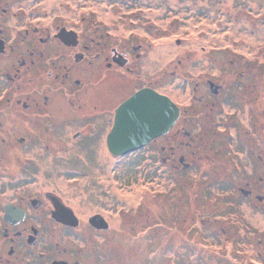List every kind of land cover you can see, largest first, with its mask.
I'll list each match as a JSON object with an SVG mask.
<instances>
[{"label":"flooded vegetation","instance_id":"1","mask_svg":"<svg viewBox=\"0 0 264 264\" xmlns=\"http://www.w3.org/2000/svg\"><path fill=\"white\" fill-rule=\"evenodd\" d=\"M161 1L167 4L169 0H0V264H134L139 259L133 260L137 253L130 254L133 250H129V244L135 246L139 240L151 239L156 247L158 232L165 224H169L172 237L174 220L191 223L186 228L189 240L185 253L193 256L197 252L194 261L198 262L202 249L207 247L204 235L215 237L226 231H203L209 219L202 218L205 211L201 206L194 210L197 216L183 218L179 214L181 202L175 199L167 206L176 213L174 220L168 223L162 218L158 222L159 217L156 221L149 212L152 209L145 212L144 194L147 184H155L153 204L160 205L163 174L176 184V180L184 179L189 191L199 187L210 169L209 163L216 165L224 146L236 155L233 160L244 171L249 168L255 176L245 187L227 185L240 194L235 200L250 202L255 209L264 205V149L251 145L249 136L242 135L235 152L237 145L231 144V136L226 142L227 121H214L240 98L238 94H224L223 83L209 79L201 97L196 98L202 90L199 85L193 94L191 89L184 93L182 103L171 98L180 110L176 123L140 150L120 157L109 152L106 139L116 110L143 89L159 94V75L145 83L143 63L150 44L143 43L141 32L158 35L160 22L166 17L160 12ZM259 67H252L250 73L258 75ZM257 90L255 85L250 95ZM246 101L251 112L252 101ZM211 121L218 128L224 127L218 129L223 142L215 145L217 136L206 141ZM228 124L234 126V121ZM72 127L82 129L67 136L66 129ZM95 127L109 128L100 140L111 158L146 150L156 153L151 160L153 168L143 167L147 172L137 176L142 192L131 203L133 207L123 196L130 187L123 168L109 169V178L91 179V190L104 187L110 179L115 191L123 196L119 202L92 212L74 207L59 192V183L54 182V177L65 171L56 164V155L49 165L50 149L78 152L85 143L92 150L98 139L89 137L87 129ZM245 153L244 163L236 161ZM78 170L72 172L79 174ZM148 172L153 175L150 179L146 177ZM182 186L181 182L179 188ZM150 222L154 224L148 225ZM196 234H200L203 244L199 250L191 241ZM149 253L155 257L158 251L153 248Z\"/></svg>","mask_w":264,"mask_h":264},{"label":"rangeland","instance_id":"2","mask_svg":"<svg viewBox=\"0 0 264 264\" xmlns=\"http://www.w3.org/2000/svg\"><path fill=\"white\" fill-rule=\"evenodd\" d=\"M160 12L166 17H163L165 21L160 22L158 35L154 32H141L144 37L143 43L150 44V47L146 46L149 52L143 63L145 83H150L153 77L159 75V94L168 95L172 102L174 100L177 103L184 101V93L191 89L193 94V89L199 85L202 90H198L196 98L201 97L204 93L203 88L208 87L209 79L223 83L224 94L240 95L239 99L236 98V102H232L224 109L221 116L214 118V121L221 119L227 121L224 125L228 130V134L225 132L226 142H228L227 136H231V144L234 147L237 145L236 152L239 150V137L248 135L251 145L264 149V0H169L167 4L161 1ZM157 37L160 38L159 41H155ZM255 65L260 66L256 76L250 73ZM255 85L259 91L250 95V90L254 89ZM247 98L251 99L250 105L254 106L251 112L246 106L249 103L246 101ZM231 119L234 121V126L228 124ZM250 121L253 122L252 127ZM208 124L211 130L206 141L217 136L219 138L214 145L223 142L222 136H218L222 126L218 128L217 123L212 121ZM198 128L199 126L196 129L200 132ZM81 129L68 128L66 135L72 136ZM87 131L89 137L98 139L92 150L89 149L90 145L85 143L82 145L83 149L78 152L77 149H50L49 165L56 155L58 158L56 164L65 171L64 175L54 177V182L59 183V192L74 207L85 212L105 209L110 203L119 202L121 200L119 198L123 196L129 200L130 207H133L131 203L137 200L138 194L142 192L141 182L137 183L139 174L147 172L143 167L153 168L151 160L156 153L153 150H146L120 159L111 158L102 144L103 140H100L105 137L109 128L95 127ZM85 132L86 130L83 131V135ZM222 154L217 156L216 165L209 163L210 169L207 170V175L199 187L189 191L185 188L182 179L183 186L179 188L180 179L176 180V184L168 181L163 174V186H161L163 196L160 205L156 207L153 204L154 188L156 189L153 183L147 184L144 199L147 205L145 212L148 208L152 209L149 212L156 221L159 217L158 222L162 218L168 223L172 218L174 220L173 215L176 213L167 208L168 202L172 199L181 202L179 214L187 219L191 217L190 215L197 216L194 210L201 206L200 209L205 211L201 214L202 218L209 219L207 225L203 226V231L211 233L216 230L217 233H221L224 229L226 234L215 237L204 235L206 238L204 245H207V249L204 247L198 256L201 262H195L197 252L193 256L185 253V243L189 240L186 236V228L191 223L188 221L187 224H182L174 220L177 227L175 226V230L171 231L174 232L171 234L172 237L169 235V224H165L158 232L156 239L159 244L156 247L151 239L142 242L139 240L135 246L129 244V250H133L130 254L137 253L133 260L139 259L134 264H140L139 262L154 264L155 261H159L160 264H264V205L255 209L250 206V202L236 201L240 194L227 186L245 187V184L252 180L250 178L255 176H252L249 168L244 171L233 160L236 155L234 156L228 147H222ZM246 158L245 153L236 157V161L244 163L243 160ZM76 168L79 169V174L72 172V169ZM95 168H101L102 171L96 172ZM114 168H123L122 171L126 172L123 174L127 175L129 181V190L123 193V196L118 194L120 191H115L110 179L104 187L91 190L92 178L104 179L108 174L110 177V170ZM126 168L128 171L125 170ZM235 171L238 174L234 173ZM152 176L151 172L146 175L148 179ZM194 202L197 204L195 205ZM190 205L192 209L188 207ZM191 241L195 243L194 247L197 250L202 248L200 234L193 235ZM260 242L263 243L259 245ZM165 243L167 246L164 247ZM147 244L158 251L155 257L149 253L153 248H148ZM164 249H171V252L166 253Z\"/></svg>","mask_w":264,"mask_h":264},{"label":"water","instance_id":"3","mask_svg":"<svg viewBox=\"0 0 264 264\" xmlns=\"http://www.w3.org/2000/svg\"><path fill=\"white\" fill-rule=\"evenodd\" d=\"M179 114V108L168 97L150 89L137 92L116 110L106 139L109 152L120 157L140 150L170 131Z\"/></svg>","mask_w":264,"mask_h":264},{"label":"bare ground","instance_id":"4","mask_svg":"<svg viewBox=\"0 0 264 264\" xmlns=\"http://www.w3.org/2000/svg\"><path fill=\"white\" fill-rule=\"evenodd\" d=\"M182 264V263H181Z\"/></svg>","mask_w":264,"mask_h":264}]
</instances>
